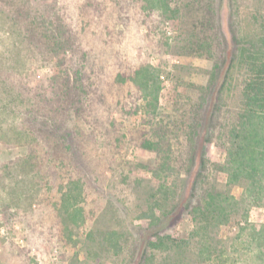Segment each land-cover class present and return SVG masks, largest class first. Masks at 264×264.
Returning <instances> with one entry per match:
<instances>
[{
  "label": "rangeland",
  "instance_id": "1",
  "mask_svg": "<svg viewBox=\"0 0 264 264\" xmlns=\"http://www.w3.org/2000/svg\"><path fill=\"white\" fill-rule=\"evenodd\" d=\"M53 1L0 0V52L13 46L23 58L18 64L27 73L35 66V59L44 54L35 44V31L43 30L40 13ZM56 1L77 26L79 40L90 44V53L104 64L103 80H99L106 98L97 105L95 134L85 142L78 138L81 125L67 123L68 139H78L65 146L67 152L80 153L89 160L83 172L87 179L84 218L69 220L63 216L55 187L32 181L24 188L23 197V187L19 183L15 188L17 182L13 180L16 174L19 181L24 179L23 170L14 166L4 169L2 165L23 157L25 149L0 145V264H137L155 233L185 238L192 229L186 206L201 162L207 160L210 168L223 161V137L238 109L248 57L264 63V0H215L218 29L210 33L216 31L215 36L223 41L225 61L208 92L215 60L173 55L168 49L177 37L172 22L142 13L139 0H82L94 7H86L82 13L75 6L77 0ZM141 62L160 72L155 117L163 118L172 144L168 151L172 167L160 179L142 167L154 166L158 157L136 145L150 136L153 119L134 113L142 99L133 86L116 83L114 78L117 72L125 73ZM196 112L201 116V126L192 167L185 173L190 142L184 134L195 122ZM66 165L73 168L69 161ZM215 178L218 184L225 182L221 173ZM160 183L169 191L157 194ZM240 193L241 188L233 189L235 196ZM157 198L156 216L168 213L157 225H150L149 220L139 217ZM249 222L264 223V206L250 210ZM109 229L121 233V250L116 255L102 243L101 233ZM236 233L237 228L230 225L223 227L220 235L226 238ZM228 256L225 264H264V257L259 258L252 245L232 244Z\"/></svg>",
  "mask_w": 264,
  "mask_h": 264
},
{
  "label": "trees",
  "instance_id": "2",
  "mask_svg": "<svg viewBox=\"0 0 264 264\" xmlns=\"http://www.w3.org/2000/svg\"><path fill=\"white\" fill-rule=\"evenodd\" d=\"M139 1L142 13L156 14L160 20L172 22L177 37L168 44V49L173 55L215 60L206 86L208 92L225 61L223 41L215 36L216 31L210 33L218 29L216 1ZM75 6L81 13L86 7L94 8L79 0ZM44 11L40 13L41 18L37 14L44 23L43 30L37 28L35 31V44L44 54L34 58L35 66L29 73L18 64L23 58L13 46L3 54L0 52V145L25 149L23 157L5 162L2 167L23 170L24 179L19 181L17 174L13 177L17 182L14 187L19 183L23 187V197L24 188L32 181L43 187H55L58 210L69 220H82L87 183L83 172L89 160L81 158L80 153L67 152L65 146L78 141L68 139L70 127L67 123L81 125L78 138L85 142L95 134L99 120L97 105L106 98V90L100 84L104 64L90 53V44L79 40L77 26L56 0ZM68 53L70 58L67 59ZM247 66L238 109L223 137L224 159L210 168L203 159L193 181L191 201L186 206L192 229L185 238L155 233L137 264H225L232 244L252 245L257 256L264 257V223L249 222L250 210L264 206V63L248 57ZM40 69L47 70L39 72ZM114 78L116 83L133 86L142 99L143 103L135 107L134 113H145L153 119L150 136L136 145L158 157L154 166L142 164V167L160 179L164 171L172 167L168 153L172 145L169 131L165 129L163 118L155 117L161 91L160 72L148 62H141L125 73L117 72ZM204 102L205 96L202 104ZM194 117L195 122L187 126L184 134L190 142L185 173L192 167L197 129L201 126L198 112ZM67 161L73 165L72 169L67 167ZM217 173L225 176L223 184H218ZM236 187L241 188L239 196L233 194ZM167 191L164 183L155 189L157 194ZM156 211H159L158 198L139 219L157 225L168 212L158 217ZM230 225L237 228V233L222 238L221 230ZM101 235L107 249L118 254L121 233L109 229Z\"/></svg>",
  "mask_w": 264,
  "mask_h": 264
}]
</instances>
